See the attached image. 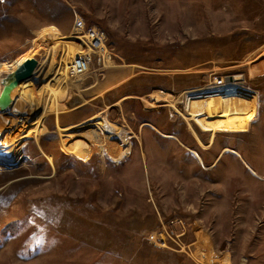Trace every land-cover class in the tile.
Returning <instances> with one entry per match:
<instances>
[{
    "label": "rangeland",
    "instance_id": "obj_1",
    "mask_svg": "<svg viewBox=\"0 0 264 264\" xmlns=\"http://www.w3.org/2000/svg\"><path fill=\"white\" fill-rule=\"evenodd\" d=\"M78 18L113 66L66 79L44 112ZM24 58L40 65L0 113V264H264V0H0V90ZM224 74L242 77L206 86ZM195 90L239 95L253 121L203 129ZM105 123L126 134L120 161L82 137Z\"/></svg>",
    "mask_w": 264,
    "mask_h": 264
},
{
    "label": "bare ground",
    "instance_id": "obj_2",
    "mask_svg": "<svg viewBox=\"0 0 264 264\" xmlns=\"http://www.w3.org/2000/svg\"><path fill=\"white\" fill-rule=\"evenodd\" d=\"M75 30V29H74ZM77 36L81 42V47H79L76 51H67L65 48H61L58 53H56L55 59L58 62V67L55 73V76L49 80V84L45 86L43 91L44 100L42 103L43 111L46 112L50 108L52 111H58V102H57V96L58 91L60 89L61 84L66 81V79L69 80H76L81 76H78L79 74V67H80V57L85 49H87L86 41L89 39L88 35L85 32L77 31ZM67 56H69V59L67 61ZM27 58L22 59L20 62L17 63V66L21 63L25 62ZM28 60V59H27ZM16 66V68H17ZM96 66V65H95ZM93 66L92 68H94ZM113 66V62L108 64L105 68H109ZM98 69H105L100 68L97 66ZM92 70V69H91ZM90 69L88 72L91 71ZM242 77V75H234V74H224L219 77H215L212 82L207 84V87L213 86V85H221L224 82H231L233 80H239ZM4 86V84H3ZM200 90V89H199ZM199 90L192 91L191 94L184 93V96L187 97V103H190L189 108H187V112L190 117L195 120L196 122L201 125V127L205 130H213V131H241L245 129V126L249 124L251 121H253V114L251 111H248L246 106L242 105V108L245 111H241L239 113L235 112L236 109V102L238 101L239 104V95H235L236 98L230 97V96H222L219 98H208L202 95ZM2 90H0L1 93ZM200 93V94H199ZM14 102L12 104V107L15 102L19 101L20 94L15 95ZM151 98L153 101H156V103H161L162 100H165L159 96H157L154 93H150ZM243 98V97H241ZM245 98V97H244ZM206 99V100H205ZM222 100V101H218ZM169 102L168 100H166ZM233 101L235 103H233ZM172 106L174 105V102H170ZM223 104V105H222ZM243 104V102H241ZM226 106V109H225ZM11 107V108H12ZM251 110V109H250ZM51 112V111H50ZM105 129L103 130L106 132L107 135H103L99 133V131H88L87 134H83L82 137H84L88 142L93 144L95 147L98 148L101 153H106L109 156H111L116 161H120L124 156H126L129 153V146H127V137L126 134L119 130L118 128L106 125L102 126ZM84 133V132H83ZM77 134V133H76ZM82 134V133H81ZM79 135V134H78ZM1 136V135H0ZM75 136V135H74ZM116 138L118 141L112 142L111 139Z\"/></svg>",
    "mask_w": 264,
    "mask_h": 264
},
{
    "label": "built area",
    "instance_id": "obj_3",
    "mask_svg": "<svg viewBox=\"0 0 264 264\" xmlns=\"http://www.w3.org/2000/svg\"><path fill=\"white\" fill-rule=\"evenodd\" d=\"M74 29L85 32L89 37L86 41L88 48L84 50L80 57L79 69H81L78 76H84L95 65L105 68L111 62V52L106 44L107 37L105 32L95 26H88L82 18H78L75 21ZM226 85L227 82H224L215 86L223 89Z\"/></svg>",
    "mask_w": 264,
    "mask_h": 264
},
{
    "label": "water",
    "instance_id": "obj_4",
    "mask_svg": "<svg viewBox=\"0 0 264 264\" xmlns=\"http://www.w3.org/2000/svg\"><path fill=\"white\" fill-rule=\"evenodd\" d=\"M39 65L36 58H29L17 66L8 81L4 83L0 93V113L7 112L12 107L15 99L14 93L20 89L23 83L34 77Z\"/></svg>",
    "mask_w": 264,
    "mask_h": 264
},
{
    "label": "crops",
    "instance_id": "obj_5",
    "mask_svg": "<svg viewBox=\"0 0 264 264\" xmlns=\"http://www.w3.org/2000/svg\"><path fill=\"white\" fill-rule=\"evenodd\" d=\"M96 67V66H95ZM94 67V68H95ZM93 68V69H94ZM98 69V68H97ZM100 70H105V69H100ZM102 72H104V71H102ZM106 72V71H105ZM113 73V72H112ZM108 73H102L101 75H103V77L104 78H107L108 77V82H109V78H110V75H107ZM113 76H114V73L112 74ZM99 80V81H98ZM98 82H100V79H97L95 82H94V84L92 85V84H88V85H86V86H84V87H81V89H80V91L81 90H84V91H87L88 93H89V95H90V90H94V89H96L97 87H99V86H97L96 87V85L98 84ZM97 95H99V94H97ZM157 95V94H156ZM157 96H159V97H161V98H165V97H162V96H160V95H157ZM183 96H184V93H183ZM132 98H136V97H132ZM88 104V103H87ZM81 107H85L84 106V104H81V103H79L75 108H80L81 109ZM79 110V109H78Z\"/></svg>",
    "mask_w": 264,
    "mask_h": 264
}]
</instances>
